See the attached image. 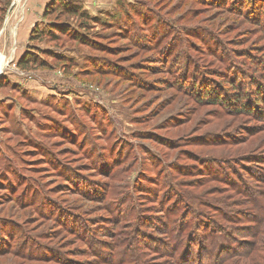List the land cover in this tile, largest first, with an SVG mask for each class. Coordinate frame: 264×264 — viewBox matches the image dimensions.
Here are the masks:
<instances>
[{"label":"rangeland","instance_id":"rangeland-1","mask_svg":"<svg viewBox=\"0 0 264 264\" xmlns=\"http://www.w3.org/2000/svg\"><path fill=\"white\" fill-rule=\"evenodd\" d=\"M258 96L264 0H0V264H262Z\"/></svg>","mask_w":264,"mask_h":264},{"label":"trees","instance_id":"trees-1","mask_svg":"<svg viewBox=\"0 0 264 264\" xmlns=\"http://www.w3.org/2000/svg\"><path fill=\"white\" fill-rule=\"evenodd\" d=\"M52 8H55V9H61V10H64V11H66L67 13H69V14H81L80 13V9H79V7H77V6H75V5H70V4H68V3H65V2H60V3H58L57 5H56V7H52ZM48 11V9L46 10V12ZM83 12V11H82ZM48 14V13H47ZM85 14V13H84ZM44 15H46V14H44ZM53 28H55V27H53ZM36 34H33L32 35V39H34V38H36L37 36H40V35H42V34H46V33H51V35H55V32H54V29H52V28H48V32H46V31H44V30H42V31H40V30H36ZM26 62H27V59H23L22 61H20L19 62V66H21V67H23V68H25L26 67ZM264 101V97H256V99H255V101H254V104H255V108L256 109H259L260 108V104H262L261 102H263ZM241 104V103H240ZM242 105V104H241ZM240 110H242V109H240ZM260 110V109H259ZM261 250H263L262 248H260ZM251 260L252 261H254V260H256V257H253V258H251ZM262 264H264V256L262 257ZM201 264H203V263H201Z\"/></svg>","mask_w":264,"mask_h":264}]
</instances>
